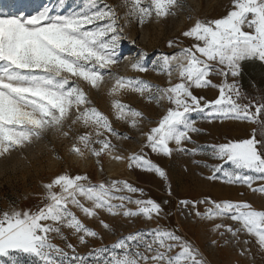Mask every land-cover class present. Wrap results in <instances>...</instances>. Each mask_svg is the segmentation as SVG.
<instances>
[{
	"label": "snow or ice",
	"instance_id": "snow-or-ice-1",
	"mask_svg": "<svg viewBox=\"0 0 264 264\" xmlns=\"http://www.w3.org/2000/svg\"><path fill=\"white\" fill-rule=\"evenodd\" d=\"M124 6L128 9L126 16L137 17L140 24L153 15L159 21L178 12L193 11L185 0H148V3L124 0ZM118 19L114 8L98 7L97 0H90L81 10L68 14L58 11L53 14L45 6L35 15L0 17V158L7 160L13 152H22L45 140L49 131L67 137L71 126L79 125L88 131L76 136L77 143L72 145L71 152L83 157L87 151L98 158L97 163L102 155L127 161L129 169L135 167L154 174L167 184L169 177L165 168L154 162L145 149L160 157H170L176 151L192 156L202 154V146L191 149L184 146L194 143L190 133L201 131L194 126L191 113H202L209 121L259 123L264 134V102L241 104L242 93L237 83L235 80L228 83L229 76L240 75L242 62H264V0H230V6L219 18L186 17L193 22L181 36L190 40L189 45L183 46L178 38L168 41L169 47L179 46V50L162 55L154 65V70L169 77L167 87L108 73L115 81L108 90L110 97L129 90L149 102L156 101L159 105L160 101H166L168 105L156 125L142 133L144 141L137 151L127 156L118 154L110 137L118 140L130 137L114 129L107 115L90 107L86 92L76 83L79 80L98 89L104 81L105 70L118 63L116 49L124 31ZM143 59L142 53L131 68L147 71ZM173 72L177 76L175 83ZM213 76L221 77L220 83H214ZM207 88L217 89L219 95L206 100L195 92ZM111 107L115 119L128 123L129 127H138L144 119L142 112L119 99L113 98ZM68 121L69 129L65 131ZM97 144L99 148L94 146ZM210 149L203 154L220 163L211 166L213 174L208 179H216L217 173H223L226 183L264 194V183L253 187L256 180L264 182V138L257 139L254 131L249 138L212 145ZM43 188V207L0 214V257H9L12 264H17L12 258L14 253L34 257L37 264H86L87 257L76 254L73 244H67L73 253L69 256L51 242V234L66 241L62 231L65 228L71 230L80 244H86L88 237L98 236L73 209L89 219L98 217L100 211L110 216H140L146 220L163 213L161 203L144 199V189L127 180L92 183L87 175L60 173L44 183ZM168 194H172L170 188ZM179 203L185 207L191 204L193 209L197 203L211 205L204 213L195 211V215L209 220L230 219L237 227L216 224L213 230L223 227L235 237L244 232L264 249V209L258 210L247 201L208 198ZM128 204H134L135 209L128 208ZM99 222L103 228L110 229L104 220ZM112 248L118 251L93 249L89 255L95 256L96 264H206L191 243L160 226L146 233L121 237Z\"/></svg>",
	"mask_w": 264,
	"mask_h": 264
},
{
	"label": "rangeland",
	"instance_id": "rangeland-1",
	"mask_svg": "<svg viewBox=\"0 0 264 264\" xmlns=\"http://www.w3.org/2000/svg\"><path fill=\"white\" fill-rule=\"evenodd\" d=\"M90 0H0V17L10 15H35L43 10L45 6L68 14L79 11L89 4ZM148 3V0H143ZM193 9L178 12L176 16L162 18L159 21L153 15L147 22L140 24L137 17H128V9L124 6V0H97L98 7L108 5L116 10L118 24L123 27L122 40L116 49L118 63L110 70H105L104 81L98 89H93L82 81L76 83L83 87L89 100L90 107H95L109 117L112 126L118 132L127 135L130 139H116L110 137L113 144L117 146V153L127 156L129 153L139 149L144 141L142 133L154 127L159 118L167 108L166 101L149 102L138 93L124 90L115 97L108 95V90L114 84L111 75L138 78L149 84L160 87L168 86L169 77L154 70V65L162 55H171L179 50L177 47H169L168 41L180 39L183 46L190 44V40L181 36V32L188 28L193 21L186 19L188 15L199 16L201 19L219 18L225 14L230 6V0H185ZM144 54L143 64L148 69L145 72H137L131 68V64ZM75 79V78H73ZM221 77L213 76L214 83H220ZM238 77H228V83ZM172 81H177L176 73L173 72ZM196 94L205 97L206 100L215 99L219 93L217 89L207 88L195 90ZM147 95V94H145ZM119 99L122 103L143 113L144 119L138 127H129L128 123L118 121L113 115L111 101ZM243 103V99L239 101ZM254 111V109H253ZM190 118L195 121V127L200 129L199 133H190L194 143L185 144L186 148L202 146L203 153L210 152V146L249 138L253 135L257 123L238 120H211L209 121L202 113H191ZM70 121L65 124L68 131ZM88 131L79 125H72L67 137L55 131H49L46 139L36 142L33 146L25 148L22 152H13L7 160L0 158V214L12 210L36 211L45 204V189L43 184L47 183L56 174L67 173L69 175H87L92 183L109 181L112 179L127 180L136 187L143 188L144 199H153L161 203L163 213L160 217L146 220L143 217H124L122 215L110 216L104 211L99 212L98 217L87 218L82 213L73 209L77 216L89 228L98 233L96 238L88 237L86 244H80L71 230L62 229L67 240L51 234V242L58 245L71 256L73 253L67 248L71 243L75 246L76 254L87 257L86 264H96L94 255H89L93 249L107 248L110 251H118L112 246L121 238L129 234L146 233L160 226L175 231L185 241L198 249L206 264H264V249L259 248L254 238L241 232L238 237L227 232L225 228L213 230L216 224L237 225L230 219H202L195 215V211L204 213L210 207L209 204L197 203L193 209L191 204L187 207L181 205V200L200 201L206 198L214 201H247L256 209H264V194L252 192L249 188L239 184H228L223 173H217L216 179H208L213 173L211 166L219 164L220 161L210 158L207 154L192 156L184 152H173L170 157H160L148 152L149 157L163 166L168 174L167 184L154 174L141 171L137 168L129 169L127 161H117L108 155H102L97 163V157L85 151L83 157L77 156L70 151L72 145L77 143L76 136ZM79 146V145H78ZM96 148L100 146L94 145ZM175 147V145H172ZM195 161V162H194ZM204 164L209 167H204ZM230 169L229 165H225ZM255 175L254 173H249ZM264 182L254 181L253 187H259ZM169 188L171 195L168 194ZM134 198L138 194H130ZM167 201V203H164ZM118 203V202H116ZM128 208L135 209L134 204H128ZM104 220L110 229L101 226L100 220ZM223 233V235H221ZM150 239V237H146ZM249 243L245 244L244 241ZM215 241V243H213ZM143 251V248L139 249ZM244 254L241 255V251ZM107 255V253H105ZM13 259L17 264H37L36 258L14 253ZM0 264H12L9 257H0ZM102 264V262H101Z\"/></svg>",
	"mask_w": 264,
	"mask_h": 264
},
{
	"label": "trees",
	"instance_id": "trees-1",
	"mask_svg": "<svg viewBox=\"0 0 264 264\" xmlns=\"http://www.w3.org/2000/svg\"><path fill=\"white\" fill-rule=\"evenodd\" d=\"M238 84L244 104L249 101L264 102V63L258 60L242 62ZM255 136L257 139L264 138L259 123L255 128Z\"/></svg>",
	"mask_w": 264,
	"mask_h": 264
},
{
	"label": "built area",
	"instance_id": "built-area-1",
	"mask_svg": "<svg viewBox=\"0 0 264 264\" xmlns=\"http://www.w3.org/2000/svg\"><path fill=\"white\" fill-rule=\"evenodd\" d=\"M238 87H239V84L237 83ZM240 89V88H239Z\"/></svg>",
	"mask_w": 264,
	"mask_h": 264
},
{
	"label": "crops",
	"instance_id": "crops-1",
	"mask_svg": "<svg viewBox=\"0 0 264 264\" xmlns=\"http://www.w3.org/2000/svg\"><path fill=\"white\" fill-rule=\"evenodd\" d=\"M264 63V62H263Z\"/></svg>",
	"mask_w": 264,
	"mask_h": 264
}]
</instances>
